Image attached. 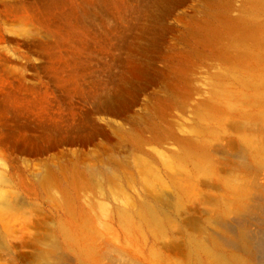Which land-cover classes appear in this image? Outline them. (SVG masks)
<instances>
[{
	"label": "rangeland",
	"instance_id": "rangeland-1",
	"mask_svg": "<svg viewBox=\"0 0 264 264\" xmlns=\"http://www.w3.org/2000/svg\"><path fill=\"white\" fill-rule=\"evenodd\" d=\"M262 1L0 0V206L10 217L0 223V264H82L68 235L83 215L116 252L139 249L140 264H207L200 246L264 264V164L256 170L247 142L264 140V112L257 120L247 101L218 102L213 167L190 168L195 195L179 197L168 179L130 187L123 174L127 193L114 188L137 153L160 160L197 136L195 111L224 69L209 34L254 13L264 24ZM252 48L264 66V47ZM241 176L253 181L247 207L225 214Z\"/></svg>",
	"mask_w": 264,
	"mask_h": 264
},
{
	"label": "bare ground",
	"instance_id": "bare-ground-1",
	"mask_svg": "<svg viewBox=\"0 0 264 264\" xmlns=\"http://www.w3.org/2000/svg\"><path fill=\"white\" fill-rule=\"evenodd\" d=\"M261 6L264 7V0L261 2ZM209 35L210 38L208 42L220 49V63L224 66V69L214 75L210 85L211 96L207 101L199 105L197 112L195 111L194 116L197 115L200 125L199 127L196 126L195 131H192L196 132L197 136L181 139V151L173 155L171 154L172 156L169 157L163 155L160 160L142 152L137 153L135 156L133 155L132 164L130 163L132 168H123L120 173L116 172L114 174V177H117V182L116 184L114 183L117 187L114 188H116L119 193H123L124 195L127 193V190L120 181L122 177H120V175L123 174V176L127 178L130 187L140 184L141 186L144 185L147 187L149 191H152L150 189L153 188L154 180L167 181L168 179L178 191L177 194L179 197H190L195 195L197 182L193 173L191 174L190 168L192 167L194 173H208L213 167L210 153L211 146L207 137L214 136L215 129L208 123L213 114L222 112L219 109L218 102L220 100L226 102L229 110V108L233 109L242 106L244 102L247 101L250 106L256 107L255 112L257 114L255 115H257V120H260V117L263 115L264 66L260 65L259 57H255L252 45L264 47V24H261L257 20L254 13L246 17L226 19L223 25L211 30ZM190 70L191 66L185 65L178 68L176 76H174L180 81L182 78L187 77ZM232 81L239 85L238 90H231ZM249 90H254V94H250ZM165 109L163 106L160 107V110ZM249 116L251 115L248 112H244L242 114V119L250 122ZM136 138L138 139V137ZM138 142L140 144L142 141L139 139ZM247 142L249 153L258 171L264 164V140L248 138ZM139 144L137 145L139 146ZM0 160L5 161V156L0 154ZM176 169H178V172L175 171ZM181 171L184 172V174H181ZM240 178L238 179L240 183L237 182V178L235 179L238 185H236V183L232 184L231 182V188H233L232 195L230 194V199L226 200L223 211L225 214L234 213L240 215L241 209L247 207L246 199L248 197V188L249 184H252L253 181L245 176H241ZM124 189L126 191H124ZM113 191H115V189ZM148 209L149 210L145 211V218L156 227L159 225V220L153 212V208L150 206ZM125 214L122 215V218L124 222L128 223L130 218ZM9 218L7 210L3 206H0V223L5 226L9 222ZM76 231L75 235L70 234L68 236L73 242L81 246L80 253L82 254V264L141 263L140 260L142 259V255L139 249L131 247L127 251V256L122 252H116L112 247V241L106 240V242H101L98 240L99 233L97 229L93 227L88 215H83L79 225H77ZM200 247L206 253L207 264H246L237 256L221 254L217 251H213L207 246ZM113 253L114 258H112L109 263L106 262L105 259L112 257L110 255ZM46 255L47 254L43 253L42 256L46 257ZM194 257V252H187V258L189 260L194 259ZM194 264L201 263L195 262Z\"/></svg>",
	"mask_w": 264,
	"mask_h": 264
}]
</instances>
